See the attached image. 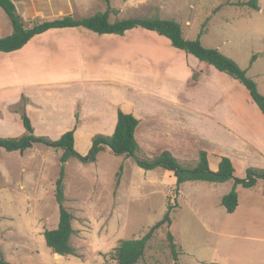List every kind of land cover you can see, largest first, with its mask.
I'll return each mask as SVG.
<instances>
[{"label":"rangeland","instance_id":"obj_1","mask_svg":"<svg viewBox=\"0 0 264 264\" xmlns=\"http://www.w3.org/2000/svg\"><path fill=\"white\" fill-rule=\"evenodd\" d=\"M237 1L245 0H110V5L118 11L117 17L112 16L111 20L158 16L177 21L187 39H196L202 33L201 43L220 50L242 69L248 70V75L257 82L259 92L264 95V0H258L257 10L234 6ZM87 2L91 15L104 12L107 8L103 1ZM126 36L127 43H136V54L131 62L125 51L121 50L118 84L100 82L108 76L111 78V75H107L111 72H107L106 68H96L86 74L84 83L71 81L49 91L51 96L54 95L49 102L46 100L49 110L57 116L64 115L60 120L65 121L66 118L67 122H71L73 116L69 113L74 111L77 104L75 114H79L80 123L76 132V148L81 153H87L90 149V138L101 134V129L112 127L109 117H101L100 124L93 121L96 120L95 116L82 118L81 104L87 115L97 112L116 114L117 104L124 109L135 106L137 115L145 121L150 114L162 109L163 105L159 102L161 95L177 99L176 94L180 92L179 100L186 103L190 95L205 91L206 85L198 89L183 84L184 79L163 78L162 74L161 78L158 77L159 64L147 57L143 50L145 46H167L166 38L142 29ZM188 56L194 66L202 64L207 67L208 73L215 70L196 57ZM128 70L131 74L135 73V81H128ZM199 76L200 73H195L194 83ZM225 76L237 84L239 90L234 92L239 95H243V92L249 97L239 82ZM125 102L134 106L128 107ZM31 115L33 126L39 132H36L37 135L53 140L61 135L53 131L42 133L45 127L39 121V116H35L33 111ZM82 120L87 122L81 131ZM1 152L0 165L7 174L0 181V188L11 194L16 205L11 208V214L0 212V263L115 264L113 252L119 243L144 237L151 227L164 218L171 206L170 231L183 252L178 264H210L214 259H226L227 264H264V250L260 251L259 246L250 242L234 243L221 234L224 222L229 217L221 205V194L231 189L232 182L228 183L230 188L226 185L217 189L209 187V184L198 185L200 187L195 189L187 183L182 193L176 192L175 187L169 184L171 180L166 178V170L145 171L136 165L133 158L115 156L108 148L98 154L94 163L84 164L72 158L66 164V206L74 216L75 232L71 244L75 255L58 258L47 246L44 231L56 229L59 224V206L54 191L61 167V152L42 144L28 149L22 160L19 152L13 158L8 157L11 156L10 152ZM140 156L148 155L141 149ZM43 159L45 164L40 170L37 165ZM184 160L185 165L196 163L191 159ZM25 167L27 174H34V180L26 183L27 189H22L21 172ZM121 167L123 171L117 185V174ZM249 199L256 202L255 206L248 208L241 205L240 211L233 215L238 229L246 231L248 235L264 236V197L261 194L251 198L242 197V201ZM165 235V230L160 229L139 264H174Z\"/></svg>","mask_w":264,"mask_h":264},{"label":"crops","instance_id":"obj_2","mask_svg":"<svg viewBox=\"0 0 264 264\" xmlns=\"http://www.w3.org/2000/svg\"><path fill=\"white\" fill-rule=\"evenodd\" d=\"M12 2L26 22L67 15H73L79 19L92 16L87 0H12ZM133 31L137 29L128 33ZM12 33L11 20L0 7V39ZM127 41V36H94L77 28L51 29L32 38L18 51L0 53V138L18 137L24 133L21 116L15 111L24 96L27 98L26 109L31 121L33 111L45 127L43 131H46L42 133L53 131L63 135L72 130L76 124L77 104L74 111L69 113L73 116L71 122H67L66 118L65 121L60 120V117L63 118L64 115L57 116L49 110L46 100L49 102L52 96L54 97L49 91L61 84L71 83V81L84 83L86 82L84 79H87L86 74L96 68H106L107 72H111V74L107 73L111 75V78L108 76L100 82L118 84L121 72V50L125 51L128 61L131 62L136 54V43L130 44ZM167 41V46H145L143 50L147 57L149 56L159 64L158 77L162 74L163 78L184 79L182 83L188 87L200 89L206 85V88L201 94L190 95L191 98L186 103L179 100L180 92L176 94L177 99L173 96L161 95L159 102L163 105L162 109L150 114L145 121L144 118L138 116L133 104L125 102L128 107L134 106L129 110H133L140 118L135 136L146 156L153 158L163 151H169L181 163L186 162L184 159L197 162L200 151H205L209 154L213 169H217L219 157L229 158L238 178H243L249 168L264 171V115L251 99L247 89L241 84L249 97L243 92V95H239L234 92L239 90L237 84L229 80L225 73L215 68L216 71L210 70L208 73L207 67L202 64L194 66L190 62L189 54L185 55L172 50L169 40ZM197 72L200 76L194 83L193 76ZM127 79L135 81V73L131 74L128 70ZM43 90L47 92H40ZM111 106L114 110V105ZM119 108V104L115 105L117 112ZM80 116L82 118L87 116L94 118L95 116L96 120L93 121H98L99 124L101 117H109L112 127L100 131L102 135L107 136L113 134L117 123V113L97 112L94 115H87L84 113L82 104ZM82 122L79 129L81 131L87 121L82 120ZM36 132L39 133L35 128ZM15 153L10 152L11 156L8 157L13 158ZM25 153L26 151L23 154L20 153L21 160L24 159ZM1 155L2 152H0V157ZM44 164L43 159L37 167L42 170ZM26 170L27 167L21 172L22 189H27V182L34 180V174H27ZM6 174V170L0 165V181ZM167 177L171 180L170 186L176 187V178L173 173L167 171ZM230 182H232V187L227 193L223 191L222 200L223 196L234 188L233 180L224 183L186 182L180 186L179 192L187 183L195 189L200 187L198 185L208 184L209 187L217 189L230 185L228 184ZM236 191L239 198L238 208L226 218L221 234L234 243L240 241L253 243L259 246L260 251H263L264 236L248 235L246 231L238 229V223L233 215H236L242 206L248 208L255 206L256 202H253V199L242 201V197L251 198L259 194L264 197V180H259L256 186L250 189L238 185ZM15 203L16 200L11 194L0 188V212L6 215L11 214L13 210L11 208L15 207ZM225 260L214 259L210 264H227Z\"/></svg>","mask_w":264,"mask_h":264},{"label":"trees","instance_id":"obj_3","mask_svg":"<svg viewBox=\"0 0 264 264\" xmlns=\"http://www.w3.org/2000/svg\"><path fill=\"white\" fill-rule=\"evenodd\" d=\"M107 4L104 12H98L90 17L79 19L73 15L56 17L52 19L34 20L26 22L18 13L12 0H0V7L5 11L11 20L13 33L0 39V53H11L23 48L32 38L41 35L51 29L77 28L80 31L94 36H119L135 29H142L156 33L158 36L169 40L171 46L196 57L200 62L213 66L221 73H225L242 84L253 102L264 115V95L259 92L257 82L248 75V70L242 69L233 59L215 48H209L201 43V34L196 39H187L183 35L182 26L175 20L163 19L158 16L152 17H130L125 19L111 20L112 16L117 17L118 11L110 5V0H99ZM237 7H248L257 10L258 0L237 1L233 4ZM204 31V29H203ZM202 31V32H203ZM256 56L253 58V61ZM195 76V74H194ZM193 76V78H194ZM27 98H22L21 104L15 111L20 114L24 127V133L18 137L0 138V152L24 153L33 148L36 144H42L57 152H61L60 172L55 182L54 196L59 206V224L56 229L45 230L44 238L47 246L54 254L62 257L75 255V249L71 244L75 232L73 227L74 216L67 208L65 195L66 164L75 158L81 163H94L100 152L106 148L115 156L133 158L136 165L145 170L164 169L172 172L176 178L175 191L178 192L182 184L186 182H207L224 183L234 181V188L221 200V205L228 214L236 211L239 205L236 186L241 185L250 189L256 186L259 180H264V171L256 168L247 169L243 178L235 175V168L227 157H219L217 169H213L209 154L200 151L198 161L195 165L189 166L181 163L171 152L163 151L159 155L149 158L141 157V147L136 139L135 133L140 124V118L133 110L119 108L117 112V123L111 136L97 134L91 138V147L87 153L77 150L76 132L80 123L79 114H75V127L65 132L59 139L53 140L47 136H39L27 113ZM123 168L117 174V185ZM171 206L164 215V218L149 229L140 239L122 240L114 249L113 259L115 264H139L145 258L150 242L157 238L160 229L166 232V241L174 264H178L183 256L182 249L178 246L170 231L172 225ZM0 264H9L1 261Z\"/></svg>","mask_w":264,"mask_h":264},{"label":"water","instance_id":"obj_4","mask_svg":"<svg viewBox=\"0 0 264 264\" xmlns=\"http://www.w3.org/2000/svg\"><path fill=\"white\" fill-rule=\"evenodd\" d=\"M56 255V257H58V258H60V257H62L61 255H59V254H55Z\"/></svg>","mask_w":264,"mask_h":264}]
</instances>
